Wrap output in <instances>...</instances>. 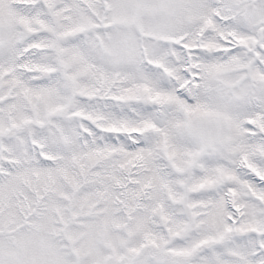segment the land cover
<instances>
[{"label":"snow or ice","instance_id":"1","mask_svg":"<svg viewBox=\"0 0 264 264\" xmlns=\"http://www.w3.org/2000/svg\"><path fill=\"white\" fill-rule=\"evenodd\" d=\"M0 264H264V0H0Z\"/></svg>","mask_w":264,"mask_h":264}]
</instances>
